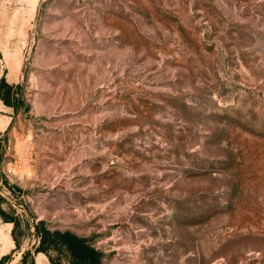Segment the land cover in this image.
Returning <instances> with one entry per match:
<instances>
[{
  "label": "rangeland",
  "instance_id": "374dc122",
  "mask_svg": "<svg viewBox=\"0 0 264 264\" xmlns=\"http://www.w3.org/2000/svg\"><path fill=\"white\" fill-rule=\"evenodd\" d=\"M0 77V264H264V0H0Z\"/></svg>",
  "mask_w": 264,
  "mask_h": 264
},
{
  "label": "trees",
  "instance_id": "16d2710c",
  "mask_svg": "<svg viewBox=\"0 0 264 264\" xmlns=\"http://www.w3.org/2000/svg\"><path fill=\"white\" fill-rule=\"evenodd\" d=\"M15 96L11 91V85L5 82L3 77H0V99L10 105L15 104ZM0 213L4 219L11 220L13 226L11 233L14 239L15 246L19 242L16 238L15 228L18 225L16 218L6 214L1 208ZM35 229L39 234V244L36 250L47 251V248H60L66 252L70 264H100V252L87 244L84 238L77 236L69 231L48 230L43 225L42 221L35 223ZM27 253V250L22 252V255ZM57 264V263H55Z\"/></svg>",
  "mask_w": 264,
  "mask_h": 264
}]
</instances>
